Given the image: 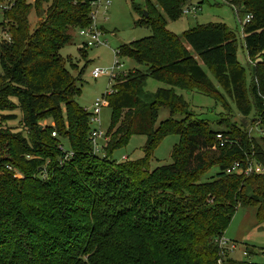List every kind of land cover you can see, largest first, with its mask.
<instances>
[{
  "label": "trees",
  "instance_id": "16d2710c",
  "mask_svg": "<svg viewBox=\"0 0 264 264\" xmlns=\"http://www.w3.org/2000/svg\"><path fill=\"white\" fill-rule=\"evenodd\" d=\"M92 1L51 0L32 32L30 11L48 0H14L2 11L9 38L0 42V264H254L222 256L216 241L238 207L255 208L264 223V136L228 119L218 123L225 131L212 130L174 88L229 110L204 67L238 114L264 129V0H224L236 17H252L239 20L248 88L235 32L221 23L181 36L167 29L166 19L180 18L192 0H129L134 26L150 35L117 50L143 70L111 79L103 156L93 154L90 113L76 102L82 72L72 76L59 54L73 31L91 25ZM148 78L169 88L148 93ZM161 108L170 116L155 127ZM217 133L229 141L222 148ZM169 135L179 137L172 163L150 170L153 151ZM133 136L145 137L143 157L114 160ZM248 161L263 172L226 173ZM214 167L218 172L201 182Z\"/></svg>",
  "mask_w": 264,
  "mask_h": 264
},
{
  "label": "rangeland",
  "instance_id": "374dc122",
  "mask_svg": "<svg viewBox=\"0 0 264 264\" xmlns=\"http://www.w3.org/2000/svg\"><path fill=\"white\" fill-rule=\"evenodd\" d=\"M25 1L26 3L33 4L34 0ZM48 1V3L41 2L38 9H32L30 11L28 22L29 30L31 32L36 28L38 23L43 20L44 11L51 0ZM136 2L141 3L142 0H136ZM188 4L198 7L197 14L195 16H181L176 20L166 19L167 29L174 34L181 36L184 31H187L196 25L221 23L231 31L235 32L238 38L237 60L245 70V86L248 88L250 85V69L248 68L249 66L245 51L242 48V35L239 23V20L244 21V16L241 15L239 18L236 17L230 7L224 3V0H192ZM93 11H95V8ZM137 19L138 16L133 11L129 0H110V6L108 7L107 12L103 14L102 10L99 9L94 20V25L101 33V45L90 48L85 47L84 49L82 46H84L85 40L79 36L78 31H73L71 42L59 49L61 57L67 60V69L70 74L76 76L78 73L82 72L79 82L81 93L76 98V102L88 113L92 112V106L95 99L112 92L113 82L111 79L120 74H126L132 69L143 70L141 66L133 61L118 57L117 59L121 64L122 69L117 71L112 78L108 75H102L97 79H93L91 76V72L94 68L106 70L112 66L115 61V54L121 45L146 38L150 35L147 28L134 26V22ZM7 29V23H4L3 12L0 9V42L8 40L9 34ZM71 64L76 66V70L72 69ZM203 69L216 89L224 96L229 110L224 109L220 102H216L212 98L200 93L174 88V92L177 95L182 96L186 102L188 111L208 120L211 129L214 131H225V126L218 124L225 119L230 120V122H235L237 125L248 127L250 117L244 119L238 114L234 103L217 86L210 72L204 67ZM168 88L167 85L148 78L144 90L148 93H154L157 89ZM106 106L100 109L98 124L92 125V127H99L103 133H106L110 126V109ZM169 116V111L165 108H161L158 112L155 127H157L159 123L168 119ZM179 117L180 116H176L175 119H180ZM8 124L10 126H17L16 122H10ZM252 134L260 136V133L257 130H253ZM107 137L110 139V135H107ZM178 140V136L169 135L160 142L149 160L150 170L161 166H167L172 163L171 152L173 146L178 143ZM144 143V136H133L129 139L126 145L113 152L112 158L117 162L141 159L143 157L142 147L144 146ZM64 148L67 149L66 143H64ZM101 154H103V152H101ZM217 172L218 169L216 167L212 168L201 177V182L209 181ZM223 237L224 240L228 242V258L236 262L264 264V223H258L255 208L238 207L228 224ZM232 242L235 243L233 249L230 248ZM246 248L250 249L254 254L247 256L244 255V250Z\"/></svg>",
  "mask_w": 264,
  "mask_h": 264
},
{
  "label": "built area",
  "instance_id": "2783aa9c",
  "mask_svg": "<svg viewBox=\"0 0 264 264\" xmlns=\"http://www.w3.org/2000/svg\"><path fill=\"white\" fill-rule=\"evenodd\" d=\"M13 2L14 0H3L2 2H0V9L2 11L8 10ZM109 6H110V0H93L91 2L92 23L90 26L78 30L79 36L85 40L84 46L86 48L97 47L102 44L101 33L99 29L94 25V20L96 18V15L98 14L99 9H101L102 13L104 14L107 12ZM94 8H95V11H93ZM197 8H198L197 6L186 4L182 9V16H190V15L195 16L197 14ZM251 19H252L251 15L245 16L243 24L249 23ZM117 58H118V54L116 52L114 63L112 64L110 68L106 70H103L101 68H94L91 72L92 78L97 79L101 77L102 75H108L110 78H112L113 75L117 73V71H120L122 69V66L118 62ZM108 94H105V95H108ZM104 96L95 99L93 106H92V112L90 113V117H89V124L91 127L90 134H89V141L92 146L93 154L97 156H100V155L103 156L104 148L106 147V144L109 141L106 133H103L99 129V127H92L93 124H98L99 122L98 115L100 113V109L106 106V101H105ZM263 110H264V105H263ZM247 129L249 133L251 134L253 130H257L260 133V136H264V129L260 128L259 121H257L254 125L249 124ZM52 137H55V133L52 134ZM215 139L220 148L224 147L226 144L229 143V141L224 137L222 133H217L215 135ZM59 149L65 152V149L62 146H59ZM101 152H103V154H101ZM67 158L68 156H65L64 159L66 160ZM254 172L255 173L263 172L262 168L255 161H248L246 163L235 162L230 168L226 170V173L229 175L231 174L249 175ZM216 242L221 251V255L224 256L225 252L228 254L229 252L227 248L228 242L224 240V237L221 238L220 240H217ZM234 245L235 243L232 242L230 248L233 249ZM218 263H220V261Z\"/></svg>",
  "mask_w": 264,
  "mask_h": 264
},
{
  "label": "water",
  "instance_id": "95a60500",
  "mask_svg": "<svg viewBox=\"0 0 264 264\" xmlns=\"http://www.w3.org/2000/svg\"><path fill=\"white\" fill-rule=\"evenodd\" d=\"M42 13V12H41Z\"/></svg>",
  "mask_w": 264,
  "mask_h": 264
}]
</instances>
